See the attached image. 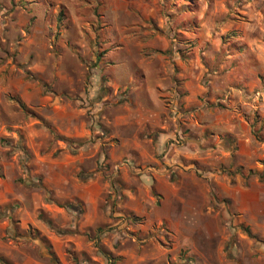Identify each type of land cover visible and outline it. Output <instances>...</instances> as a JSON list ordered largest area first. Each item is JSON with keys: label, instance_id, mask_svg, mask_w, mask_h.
Here are the masks:
<instances>
[{"label": "rangeland", "instance_id": "1", "mask_svg": "<svg viewBox=\"0 0 264 264\" xmlns=\"http://www.w3.org/2000/svg\"><path fill=\"white\" fill-rule=\"evenodd\" d=\"M261 52L264 0H0V264H264V173L247 159L229 173L228 253L208 242L159 260L173 231L123 210L136 180L111 156L122 66L198 59L230 75ZM260 77L257 107L240 110L264 154Z\"/></svg>", "mask_w": 264, "mask_h": 264}, {"label": "crops", "instance_id": "2", "mask_svg": "<svg viewBox=\"0 0 264 264\" xmlns=\"http://www.w3.org/2000/svg\"><path fill=\"white\" fill-rule=\"evenodd\" d=\"M177 66L179 73L171 61L159 60L156 65L141 64V73L126 65L115 74L114 86L129 87V108L115 119L118 142L111 156L115 163L128 165L121 167V173L136 180L135 186L120 188L128 198V208L123 210L147 216L149 225L162 223L173 231V238L159 247V260L176 259L185 246L201 255L208 242L217 243L221 257L228 253L229 244V173H238L234 170L241 158L252 163L249 170L264 173V154L257 153L258 142L243 114L244 109L250 111V103L257 107L264 54L251 66L241 60L230 75L229 70L222 73V68L220 74H205L206 66L198 59ZM119 76L128 79L122 81ZM260 111L264 124V104ZM69 156L77 161L75 155ZM259 209L264 216V205ZM123 222L127 223L124 217L117 219L115 226L121 228ZM130 255L144 259L139 252ZM207 258L213 262L210 254Z\"/></svg>", "mask_w": 264, "mask_h": 264}, {"label": "built area", "instance_id": "3", "mask_svg": "<svg viewBox=\"0 0 264 264\" xmlns=\"http://www.w3.org/2000/svg\"><path fill=\"white\" fill-rule=\"evenodd\" d=\"M224 99H225V100H226V99H228V95H227V96H225V97H224Z\"/></svg>", "mask_w": 264, "mask_h": 264}]
</instances>
